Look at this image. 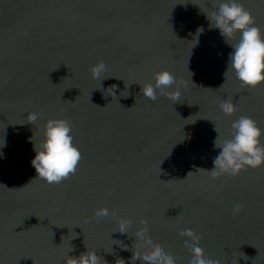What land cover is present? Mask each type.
<instances>
[{
	"label": "water",
	"instance_id": "obj_1",
	"mask_svg": "<svg viewBox=\"0 0 264 264\" xmlns=\"http://www.w3.org/2000/svg\"><path fill=\"white\" fill-rule=\"evenodd\" d=\"M238 2L264 37V0ZM216 6L0 0V264H65L87 249L100 264H146L131 259L141 220L176 264L191 259L184 229L219 264H264V166L208 172L221 151L215 139H230L240 116L257 122L264 144V82L246 90L234 72L225 77L239 34L225 43L207 18ZM98 61L107 66L100 81L89 71ZM160 71L186 82L180 102L142 95ZM226 99L238 109L231 116L219 108ZM28 113L39 114L35 124ZM49 119L71 122L82 155L74 175L51 185L31 165ZM100 207L130 219L128 233L112 216L95 219Z\"/></svg>",
	"mask_w": 264,
	"mask_h": 264
},
{
	"label": "clouds",
	"instance_id": "obj_2",
	"mask_svg": "<svg viewBox=\"0 0 264 264\" xmlns=\"http://www.w3.org/2000/svg\"><path fill=\"white\" fill-rule=\"evenodd\" d=\"M216 5L215 11L209 12L207 18L212 26L220 30L225 43L230 44L229 41L235 40L239 34L238 42L230 44L233 51L229 54V67L224 75L226 77V74L232 71L242 89L255 90L261 82H264V74H262L264 73V37H262L261 30L255 26L251 13L238 0H216ZM197 32L198 34L203 33L204 29L201 27ZM195 43H198V39ZM89 71L92 78L98 81L107 78L103 76V73L107 71V66L103 61H98L91 66ZM154 80V85L146 83L141 86L140 91L145 98L156 101L159 92L173 103L181 101L180 87L186 85L185 81H179V85L176 86L177 79L168 71L154 73ZM173 86H176L175 89L169 91L173 89ZM116 87L113 84L107 89L109 95L115 97ZM219 108L226 116H231L238 110L235 104L228 99L223 100ZM38 116V113H28L27 123L35 124ZM71 133L72 125L67 119L46 121L42 129L43 139L37 146H34L35 156L31 160L36 173L34 179H41L50 185L59 184L76 173L82 155L74 145V137ZM261 136L262 130L252 118L240 116L234 121L231 124V138L218 142L217 137L214 141L215 147L221 151L213 160L214 168L208 171L211 178L215 179L220 175L234 177L242 170L246 171L249 168L255 170L264 166V144H261ZM241 207V205L234 206L233 213L238 214ZM109 216L117 219L119 233H128L132 221L119 217L115 209L100 207L94 212V218L97 220ZM140 223L143 227L134 234L136 239L133 245L135 250H133L132 261L141 260L146 264H176L174 255L165 251L162 245L150 238L147 221L141 220ZM178 235L186 238L184 247L191 253L189 264H219L218 260L206 255L205 250L199 244L201 237L191 229H184ZM242 256L245 260L248 259L243 253ZM101 260L102 258L97 256L95 250L87 249L78 259L67 256L65 264H100Z\"/></svg>",
	"mask_w": 264,
	"mask_h": 264
}]
</instances>
